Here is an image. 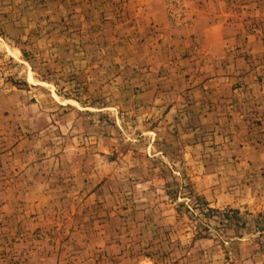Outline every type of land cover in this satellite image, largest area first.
I'll list each match as a JSON object with an SVG mask.
<instances>
[{
	"label": "rangeland",
	"instance_id": "rangeland-1",
	"mask_svg": "<svg viewBox=\"0 0 264 264\" xmlns=\"http://www.w3.org/2000/svg\"><path fill=\"white\" fill-rule=\"evenodd\" d=\"M0 264H264V0H0Z\"/></svg>",
	"mask_w": 264,
	"mask_h": 264
}]
</instances>
